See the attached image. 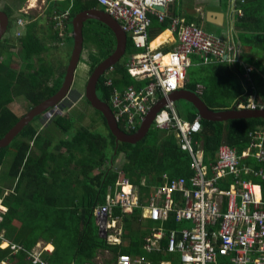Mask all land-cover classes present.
<instances>
[{"label":"trees","instance_id":"1","mask_svg":"<svg viewBox=\"0 0 264 264\" xmlns=\"http://www.w3.org/2000/svg\"><path fill=\"white\" fill-rule=\"evenodd\" d=\"M236 1L243 12L241 23L247 25L245 27H248L249 33L254 32L251 42H256L259 51L264 52V0ZM0 3L8 18L18 15V19L30 20L29 13L19 10L23 0H0ZM62 7V14L69 12L68 18L64 20L63 33L70 35L74 43L73 18L85 10L96 8L97 0H74L69 10ZM252 21L254 26L249 24ZM27 24L25 36L17 39L21 46L20 69H15L17 66L12 60L11 48L14 44L10 43L9 38L3 37L0 41V139L30 109L55 96L66 73L67 64L60 71L53 59L47 61L41 58L48 52L32 31L36 20H30ZM256 24H259V29ZM50 27L55 39L56 36L60 39L61 31L57 29L56 22L53 21ZM162 29L163 32L165 29ZM83 33L84 49L90 45L95 47L90 51V62L85 60V63L90 64L88 74H91L100 61L114 52L116 39L109 27L94 20L86 22ZM66 39V36H62V41ZM55 49H59L58 45ZM133 52L132 42L128 39L123 58L98 81L97 94L110 106L115 89L122 91L134 83L124 66L126 58ZM249 61L254 67L252 77L264 76V61ZM195 66L201 74L193 80L188 79L184 86L195 92L209 109L238 108L237 99L246 98L245 83L236 71L243 72L241 67L234 69V66L224 62L202 64L201 61ZM259 85V93H264ZM71 94L62 103V112L48 121L42 130L37 131L32 122L7 147L0 148V198L6 208L0 212V264H41L28 258L30 250L38 241L54 246L53 251L43 253L42 259L47 264H98L97 257L109 252L111 256L103 259V264H115L121 253L147 254L155 264L161 259L170 258L173 264H177L178 256L165 250L167 237L161 240L164 246L162 250H147L145 237L158 225L149 218H142L146 200L153 188L164 184L165 174L169 180H188L193 174L191 157L179 146L176 132L154 126L139 143L117 142L101 112L94 109L100 118L92 113L89 126L80 122L86 117V112L76 109L77 96L73 93L72 99ZM226 95H230V99L226 104L218 105L215 99ZM18 98L26 102L21 116L9 108ZM83 98L85 106L93 109L85 95ZM233 100H236L235 103H230ZM197 117L196 110L188 103L185 119L179 118L184 122H192ZM100 123L105 126L101 131L97 127ZM200 123L201 131L194 134L192 140L202 148L204 163L216 159L220 144H228L241 154L252 141L250 134L264 127L262 119L226 122L200 119ZM118 127L125 130L123 122H119ZM137 129L129 132L132 134ZM241 164L260 167L254 153L242 158ZM121 179H127L139 190L140 206L129 214L121 213L118 207L114 209V214H122L119 235L122 240L111 243L108 236L101 233L94 210L105 204L108 194L115 195L120 189ZM254 181L264 183L258 179ZM230 182L232 178L228 176L222 187L229 188ZM184 223H176L172 219L166 227H181ZM3 240L8 241L9 245L1 247ZM11 244L16 245V248L12 249Z\"/></svg>","mask_w":264,"mask_h":264},{"label":"built area","instance_id":"2","mask_svg":"<svg viewBox=\"0 0 264 264\" xmlns=\"http://www.w3.org/2000/svg\"><path fill=\"white\" fill-rule=\"evenodd\" d=\"M176 0H98L104 10L120 25L121 30L132 42L134 52L125 60L124 66L134 83L122 91L115 89L111 102L117 123L123 122L129 130L141 126L148 113L160 97L166 100L165 109L157 115L155 124L161 130H173L181 149L191 157L190 167L193 174L189 179L169 180L164 175V184L153 188L144 208L142 218L153 220L158 227L145 237L148 251L162 250L160 242L167 237L165 250L178 256L177 264H264V127L250 134V145L241 154L228 144H220L216 159L204 163L203 152L192 137L201 131L200 118L192 122L182 121L176 111L175 102L170 96L183 88L187 68L192 66V56L202 64L240 61L241 49L223 39L205 32L199 26L173 20V30L177 42L171 51L153 50L150 44V13L157 14L160 21L165 18L163 10ZM242 15L241 10L239 11ZM69 12L56 13L54 20L60 38L64 20ZM18 25L23 24L17 19ZM248 67L243 75L249 83L251 93L238 107L255 109L257 104L251 99L254 86L250 80ZM111 83L112 80L109 79ZM48 110L44 117L52 119L61 113L60 107ZM254 153L260 167L241 164L242 158ZM231 176L229 188H221L219 183ZM120 189L115 195L109 194L106 202L95 208L94 212L101 233L114 243L121 231L122 214H114L120 208L129 214L139 207V190L127 179L119 181ZM186 222L181 227H166L171 220ZM120 237V236H119ZM119 241V242H117ZM38 241L29 252L28 258L34 263L43 261L48 244ZM112 242V241H111ZM12 249L16 245L11 244ZM115 264H155L145 254L129 255L121 253ZM159 264H173L172 260H160Z\"/></svg>","mask_w":264,"mask_h":264},{"label":"crops","instance_id":"3","mask_svg":"<svg viewBox=\"0 0 264 264\" xmlns=\"http://www.w3.org/2000/svg\"><path fill=\"white\" fill-rule=\"evenodd\" d=\"M73 3H74V0H70V1L69 0H45V3L43 4L42 9L40 11H37L39 13H31V17H30L31 22L36 20V26L32 29V31L36 33L37 39L47 49V52H48V53H44V55H42L41 58L46 59L47 61L48 60L50 61L53 59L54 64L57 65L60 71L62 70V68L65 67L66 64L68 66V63H69V60L71 58V54L73 51L74 43L71 40V36L68 34L65 35L67 39L64 41H62V39H58V36H56V39H55L54 32L52 29H50L52 28L50 27V25H52L53 21H55L53 17V14L55 12L62 13V8H63L62 6L66 7L67 10H69L70 8H72ZM236 3H237L236 0H191L190 3H183L182 0H176L175 3H172L169 6H167L166 10H163L164 16H165L164 17L165 19L163 21L159 20L157 14H153V13L149 14V17L152 22L149 28V36H150L151 48L153 50H161L164 52L171 51L177 42V34L174 32L172 24H173V20L178 19V20L183 21V23L194 24L196 26H199L200 28H202L205 32L209 34L219 36L223 39H230L233 45H235L238 48L240 47L241 49V58H240V61L238 62L239 66H236V67L238 68L241 67L242 70L244 71L243 72H240V70H236V71L237 73H240V80L243 83H245L244 85L247 91L245 99L242 100L241 97L237 99V102H238L237 106H238L239 103L245 101L248 98L247 94L252 92L251 88H248L250 84L244 80L243 78L244 76L242 73H244L246 68L248 67L252 68V71H253L254 69L253 64H251L249 60L264 61V52L259 51V45L256 42H251L254 36V32L249 33L248 27H245L247 25L244 26V24L241 23L242 22L241 17L243 16V12H242V15H240L239 13L240 8H238ZM211 7L220 8V12L223 15V16L221 15L220 20H218V18L216 19L210 16L211 13H212V16L215 15L214 12L210 10ZM94 9L103 10L104 8L98 3V0H97V7ZM42 17H44V20L40 21ZM30 20L27 21V23H29ZM249 24H252V26H254L253 25L254 21H252ZM26 27L24 29V35L27 32ZM163 27L165 30L162 32ZM256 27L258 28L259 24H256ZM28 32L30 31L28 30ZM11 39H12V42L10 43L14 44L13 47L11 48V51L13 52L12 60L17 66L18 60L15 61V59L21 60L20 58L21 46L19 45L17 38L15 36L14 37L12 36ZM126 40H128L127 37H126ZM58 43L62 44V48L55 49L57 48ZM115 48H116V45H115ZM257 50L261 52L262 54L257 55ZM43 51H45V49H43ZM43 56L45 57L49 56V58L47 57L44 58ZM0 59H2V56L0 57ZM192 61L194 62V65H196V63L198 62L197 57L193 58ZM224 63H227V62H224ZM227 64H230V63H227ZM235 64H230V66H234L233 68L235 69L236 68ZM86 65L87 64L84 63V66ZM250 77H251L250 78L251 83L254 86V91L252 93L251 99L253 100L255 104H257V107H255V109L264 108V93L260 94L259 93L260 91H258L259 84H260L259 87L261 88V91L262 89H264V76L252 77V74L250 73ZM187 81L188 79L186 75L185 82ZM243 83H242V86L244 87ZM183 88H186V87L184 86ZM160 100H162V97L159 98L156 104ZM235 101L236 100H233L231 103H235ZM165 106L163 107V109H165ZM185 122H188V121H185ZM45 125L46 123H41L40 125H38V127L43 128ZM154 126L155 128H157L155 121H154L152 128ZM127 130L128 129L125 127V131ZM260 166H262V164H260ZM227 178H224L222 181H220L219 185L221 188H224L222 187V185L223 183L227 182ZM261 184L264 185V183H261ZM0 202H1L0 207H4L2 205L1 198H0ZM5 210L6 208L5 209L1 208L0 212L5 211ZM114 238H115L114 236L110 238L112 241L111 243H114ZM117 238L119 239V241L122 240V238L119 236H117ZM2 242H5V243L2 244ZM2 242H1L2 244L1 247H6L9 245V242L6 240H3ZM160 246L161 248H164L162 242H160ZM52 247L54 249L53 245ZM98 259H99V256L97 260ZM169 260H172V259L169 258ZM156 264H159V262Z\"/></svg>","mask_w":264,"mask_h":264},{"label":"water","instance_id":"4","mask_svg":"<svg viewBox=\"0 0 264 264\" xmlns=\"http://www.w3.org/2000/svg\"><path fill=\"white\" fill-rule=\"evenodd\" d=\"M211 11L215 15L211 17L220 20L222 13L219 7H211ZM223 16V15H222ZM98 21L106 25L113 32L116 39V48L114 52L100 61L91 72L85 87V98L90 103L91 107L103 114L111 133L116 137L117 142L136 144L142 141L151 130L156 115L163 109L166 100L162 99L153 106L147 117L136 132L130 133L129 130H121L118 127L117 120L109 104L103 102L97 94V84L100 77L109 69L113 68L123 58L126 52V35L121 30L119 23L102 9H89L77 14L72 20L74 47L66 68L63 83L53 97L40 102L30 109L23 117H21L10 130L0 139V148L7 147L21 131L32 123L39 116H43L48 110H56L60 103L64 102L72 92V86L75 79V73L79 66L84 51V26L87 21ZM9 24V18L4 11L0 10V41L4 37ZM170 99L175 103L183 100L189 103L197 112L201 120L210 122H226L236 119H262L264 120V108H242L235 107L228 110H212L201 100V98L188 88H180L174 92Z\"/></svg>","mask_w":264,"mask_h":264},{"label":"rangeland","instance_id":"5","mask_svg":"<svg viewBox=\"0 0 264 264\" xmlns=\"http://www.w3.org/2000/svg\"><path fill=\"white\" fill-rule=\"evenodd\" d=\"M182 1H183V3H190L191 0H182ZM44 3H45V0H23V3H22V5H21L19 10H20V12H23L25 14L30 13V15H31V13H39L37 11H40L42 9V6H43ZM0 10L3 11L2 8H1V5H0ZM30 10H32V11H30ZM18 17H19L18 15H11L10 18H9V24H8L7 31L4 34V38H9L10 42H12V39H11L12 36L13 37L15 36L17 39L25 36L24 35V29H25V27L27 25V21H29V20L28 19H22L23 20V24L22 25H18L16 23ZM19 19H21V18H19ZM41 20H44V17H42L40 19V21ZM215 33H217V32H215ZM60 39H62V38H60ZM58 47L62 48V44L58 43ZM92 49H95V47L93 45H90L89 48L84 49L81 61L79 63L77 71L75 73V79H74L73 86H72V89H73L72 94L74 93V95L77 96V101H78V103H76V101L74 102V103L77 104L76 109H78L79 111L86 112V117L84 118L83 121H80L85 126H89L90 125V117H91L92 113H93L94 116L97 115V117L100 118L99 115L97 114V112H95L94 109H88L85 106V101H84V98H83V96L85 95L86 83H87L88 78L90 76V73L88 74V71H90V64L86 62L87 65L84 66V63H85V60L90 62L89 55H90V51ZM261 54L262 53L257 50V55H261ZM16 60H18V62H17V67L15 69L18 70V69H20L22 63H21L20 59H15V61ZM191 60H193V57L191 58ZM245 73L246 72H244L242 74L244 75ZM249 73H251V71ZM200 74H201V71L194 64L191 67L187 68V79L193 80L194 78H196ZM72 94H71L70 98L73 99L74 96ZM219 97L220 98H217L215 100H217V102H219L218 105H222V104H226V101L228 99H230L229 97H231V96L230 95L229 96L226 95V96H219ZM230 103H231V101H230ZM9 108L16 115L21 116L23 108H26V102H25V100L23 98H18L13 104H11L9 106ZM187 108H188V103L187 102H185L183 100H179V101L176 102V111H177V113H178V115H179V117L181 119H185V110ZM23 115H24V113H23ZM52 119L46 118L44 116L43 117L39 116V117H37L36 122L33 123V126L36 128L37 131H40V130H42V128L38 127V125H40L41 123H46L47 124V122L52 120ZM103 126L104 125L102 123H100L99 126H97V127L101 131ZM104 128H105V126H104ZM119 162H122V160H119ZM257 163H259V162L257 161ZM248 165L255 166L254 164H248ZM147 201L148 200H146V204L145 205H147ZM0 205H1V202H0ZM1 208L5 209V207H0V210H1ZM184 224L186 226L188 225V223H186V222ZM4 243L5 242H2V244H4ZM37 244H36L35 248L37 250L38 249H42V248H38ZM42 244H44L43 241L41 242V245ZM52 245H48L47 246L48 249L52 248ZM110 256H111L110 252L109 253H105L102 256L99 255V259H98L99 264H102L103 263V259H105L107 257H110Z\"/></svg>","mask_w":264,"mask_h":264},{"label":"flooded vegetation","instance_id":"6","mask_svg":"<svg viewBox=\"0 0 264 264\" xmlns=\"http://www.w3.org/2000/svg\"><path fill=\"white\" fill-rule=\"evenodd\" d=\"M58 106L61 108V107H62V102H61L60 105H58ZM47 112H48V111H47ZM35 119H36V118H35ZM35 119L33 120V122H36L37 119H36V120H35Z\"/></svg>","mask_w":264,"mask_h":264},{"label":"clouds","instance_id":"7","mask_svg":"<svg viewBox=\"0 0 264 264\" xmlns=\"http://www.w3.org/2000/svg\"><path fill=\"white\" fill-rule=\"evenodd\" d=\"M47 113V112H46ZM46 113L43 115V116H45L46 115ZM43 116H40V117H43Z\"/></svg>","mask_w":264,"mask_h":264}]
</instances>
